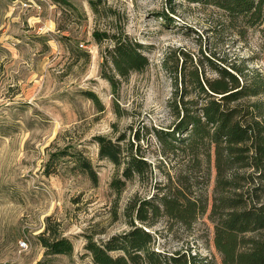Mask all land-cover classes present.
Here are the masks:
<instances>
[{"label":"rangeland","instance_id":"374dc122","mask_svg":"<svg viewBox=\"0 0 264 264\" xmlns=\"http://www.w3.org/2000/svg\"><path fill=\"white\" fill-rule=\"evenodd\" d=\"M94 32H123L141 44L149 60L145 71L134 72L114 92L102 78L111 42L98 44ZM223 66L264 82V9L260 23L251 26L192 0H0V264H95L84 248L87 238L100 243L123 233L136 223L126 211L130 202L166 192L205 211L189 225L159 217L146 228L152 248L167 258L179 253L221 264L211 215L214 156L161 157L154 134L178 122L175 109L185 93L181 70L187 77L197 70L206 80ZM89 91L101 108L87 99ZM187 92L184 101L200 99L195 89ZM252 101L264 106V93L241 104ZM97 136L134 144L150 171L117 192L110 184L124 178L99 158ZM76 152L91 162L96 184L66 155ZM235 172L253 181L241 179L237 194L256 202L257 171ZM47 218L71 241V255H46L39 237Z\"/></svg>","mask_w":264,"mask_h":264},{"label":"trees","instance_id":"16d2710c","mask_svg":"<svg viewBox=\"0 0 264 264\" xmlns=\"http://www.w3.org/2000/svg\"><path fill=\"white\" fill-rule=\"evenodd\" d=\"M192 1L222 9L231 19L242 17L251 26L260 23L263 17L261 0ZM92 9L97 11L95 5H92ZM93 38L98 44L104 39L111 42V47L105 50L103 65L108 70H103L102 78L114 92L118 91L121 81L147 68L149 60L143 54L142 45L131 40L127 34L94 32ZM214 70L217 77L206 80L199 78L197 70L190 77L185 75V69L180 71L185 93L180 96L182 105L175 109L178 122L171 127V131L155 132L161 149L159 156L181 154L197 160L206 156L209 160L212 153L217 172V192L211 208L215 222L213 244L222 259L221 264H264V106L257 101L245 106L241 104L245 99L263 94L264 82L259 78L245 79L235 68L223 66L214 67ZM188 88L195 89L200 99L184 101L189 94ZM86 97L101 108L95 93L89 91ZM94 140L98 145L99 158L109 160L122 173L123 180L114 179L110 184L117 192L122 190L126 181L144 177L150 171V165L139 150H134V144L128 142L122 146L120 140L113 142L102 136ZM66 155L73 160L76 168L96 184L97 174L89 160L79 152ZM242 168L257 171L255 175L259 185L252 191L257 199L254 203L251 199H244L243 193L236 192L241 179L253 183L244 176L240 179L235 171ZM228 192L233 193L232 196L227 195ZM183 200L176 194L166 192L148 200L130 202L126 211L136 223L130 221L128 230L100 243L87 238L84 248L92 262L209 264L207 259L199 261L194 256L186 258L179 253L167 258L152 248L153 235L146 228H151L159 217L166 216L189 225L198 214L204 213L205 210H200L194 202L186 198ZM46 220L45 230L39 237L46 255H71L74 250L71 241L57 233V226L52 225L50 218Z\"/></svg>","mask_w":264,"mask_h":264},{"label":"built area","instance_id":"2783aa9c","mask_svg":"<svg viewBox=\"0 0 264 264\" xmlns=\"http://www.w3.org/2000/svg\"><path fill=\"white\" fill-rule=\"evenodd\" d=\"M31 2V1H30ZM26 6V5H25ZM27 247V244H26V242L24 241V240H21L20 242H19V249H21V250H23V249H25Z\"/></svg>","mask_w":264,"mask_h":264},{"label":"crops","instance_id":"0c3cea01","mask_svg":"<svg viewBox=\"0 0 264 264\" xmlns=\"http://www.w3.org/2000/svg\"><path fill=\"white\" fill-rule=\"evenodd\" d=\"M32 19H35V20H37L35 17H32V18H31V20H32Z\"/></svg>","mask_w":264,"mask_h":264}]
</instances>
